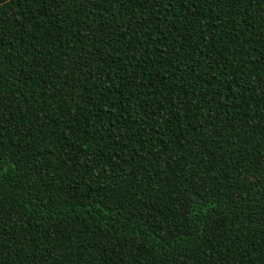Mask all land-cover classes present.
Instances as JSON below:
<instances>
[{"label":"trees","instance_id":"obj_1","mask_svg":"<svg viewBox=\"0 0 264 264\" xmlns=\"http://www.w3.org/2000/svg\"><path fill=\"white\" fill-rule=\"evenodd\" d=\"M0 264H264V0H0Z\"/></svg>","mask_w":264,"mask_h":264}]
</instances>
